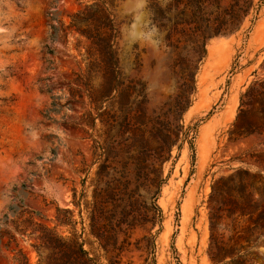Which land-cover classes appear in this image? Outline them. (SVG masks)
<instances>
[{
  "label": "rangeland",
  "instance_id": "374dc122",
  "mask_svg": "<svg viewBox=\"0 0 264 264\" xmlns=\"http://www.w3.org/2000/svg\"><path fill=\"white\" fill-rule=\"evenodd\" d=\"M91 1L0 0V264H12L13 253L4 248L6 232L20 248L30 250L12 224L28 218L27 212L38 213L34 221L50 228L57 208L73 211V219L79 222L72 193L79 194L92 162L91 143L75 126L84 112L80 101L65 104L70 100L66 80L78 71L85 43L76 48L82 39L77 34H67L65 39L62 31L70 16ZM114 6L125 72L145 84L150 113L174 91L169 73L172 57L159 47L161 36L156 29L149 27L145 0H114ZM51 27L56 30L52 39ZM249 27L247 21L240 32L206 43L196 94L183 116L184 127L195 128L193 151L184 144L173 165L164 168L169 178L157 200L163 215L160 231L156 233L158 227L149 233L134 231L120 264H213L207 255L208 198L213 182L236 170L253 175L249 189L260 198V209L264 208V165L255 162L256 155L264 162V134L228 140L240 94L264 78V5ZM135 54L141 66L132 71ZM43 113H48V120ZM236 190L240 191L239 185ZM18 211H25L19 221ZM251 226L246 217L239 218L234 240L247 264H264V231L260 226L247 231ZM230 228L229 221L221 223L224 241L234 234ZM58 232L69 235L68 228ZM76 233H80L79 224ZM83 239L85 250L99 264H107L98 245L86 235ZM29 255L34 263L35 254L30 251Z\"/></svg>",
  "mask_w": 264,
  "mask_h": 264
},
{
  "label": "trees",
  "instance_id": "16d2710c",
  "mask_svg": "<svg viewBox=\"0 0 264 264\" xmlns=\"http://www.w3.org/2000/svg\"><path fill=\"white\" fill-rule=\"evenodd\" d=\"M263 5L264 0H145L149 27L156 29L161 36L159 47L172 57L169 73L175 84L167 100L150 113L145 84L125 72L114 0H93L70 16L63 37L77 34L82 40L77 41L76 48L82 42L85 45L78 71L66 80L70 100L65 106L80 101L84 112L77 116L75 126L90 141L92 159L79 194L75 190L72 193L71 204L77 209L79 222L73 219V211L57 208L50 228L34 221L38 213L27 212L28 218L12 224L20 240L29 242L30 250L20 248L13 235L5 233L8 242L4 248L13 253L12 264H99L85 250L83 235L103 251L107 264H120L134 231L149 233L155 227L156 233L160 231L163 215L157 200L169 178L164 168L168 163L173 165L184 144L193 151L195 128H185L183 116L196 94L206 43L240 32L247 21L251 27ZM51 30L52 39L56 30ZM131 66L132 71L141 66L139 54L134 55ZM43 117L48 120V113ZM263 134L264 78L253 81L240 94L228 140ZM255 162L264 165L258 155ZM250 177L253 175L236 170L211 186L207 255L213 264H247L234 240L239 218L246 217L252 224L247 231L258 226L264 231V208L260 209V198L249 189ZM24 214L15 212L17 221ZM226 221L234 234L224 241L219 231ZM63 227L68 228V236L58 232ZM30 251L36 256L34 263Z\"/></svg>",
  "mask_w": 264,
  "mask_h": 264
}]
</instances>
